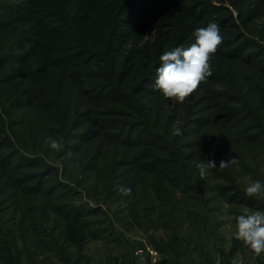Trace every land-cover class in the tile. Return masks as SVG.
I'll return each instance as SVG.
<instances>
[{
    "label": "trees",
    "instance_id": "obj_1",
    "mask_svg": "<svg viewBox=\"0 0 264 264\" xmlns=\"http://www.w3.org/2000/svg\"><path fill=\"white\" fill-rule=\"evenodd\" d=\"M210 22L213 75L164 99L159 57ZM245 176L264 182V0H0V264H231L219 217L264 210Z\"/></svg>",
    "mask_w": 264,
    "mask_h": 264
},
{
    "label": "clouds",
    "instance_id": "obj_2",
    "mask_svg": "<svg viewBox=\"0 0 264 264\" xmlns=\"http://www.w3.org/2000/svg\"><path fill=\"white\" fill-rule=\"evenodd\" d=\"M194 42L189 46L181 45L166 50L159 57L160 66L156 69L154 90H159L166 100H173L183 104L188 97L197 91L201 83L213 75L211 65L212 56L217 52L218 46L223 42L218 24L210 22L205 27H198L194 33ZM172 135L182 134L179 127L173 126ZM45 144L59 152L63 149V139L48 136ZM236 158L221 160L219 168H228L237 164ZM199 177L204 179L209 170L217 168L214 160L202 159L196 165ZM246 184L244 188L247 197H264V182L252 180L245 176L242 178ZM118 191L123 196H130L132 190L127 186H120ZM221 220L234 221V238L247 247L256 258L264 256V210L244 208L239 215H222ZM231 264H245L244 259L234 258Z\"/></svg>",
    "mask_w": 264,
    "mask_h": 264
},
{
    "label": "rangeland",
    "instance_id": "obj_3",
    "mask_svg": "<svg viewBox=\"0 0 264 264\" xmlns=\"http://www.w3.org/2000/svg\"><path fill=\"white\" fill-rule=\"evenodd\" d=\"M219 230L223 233V235H225L227 237L233 236V233L235 231V225L229 221L223 220V222L220 223V225H219ZM126 232L129 234L130 238L140 240L141 246H138L136 248L137 256L139 258L138 260L141 263H143V261L145 260V256H146L147 252H149L151 255V260L153 261L154 258L157 256V253L153 249H151V247L149 245H147V242L145 240V236L143 235V232L141 230H137L136 232H134L132 230L126 231ZM158 233L161 234L160 231H158ZM142 243H144L145 248L142 247ZM228 243H230V242H228ZM228 243H226L227 247L229 246ZM110 249L111 248L106 247L105 244L101 240L91 241L88 245V253L90 255H92V257L96 263L99 260H106V258L108 257L107 252ZM237 254H239V257H242L244 259V262H246L248 264H256L255 257L252 253H250V250L248 248L245 249V247H244L243 250L238 249L236 251V256L234 258H237ZM261 258H264V256H261ZM109 261H110V259H109ZM100 264H104V263L102 262ZM106 264H109L108 260H106Z\"/></svg>",
    "mask_w": 264,
    "mask_h": 264
}]
</instances>
